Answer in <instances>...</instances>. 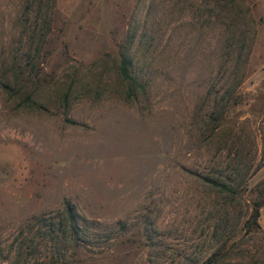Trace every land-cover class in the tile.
<instances>
[{"label": "rangeland", "instance_id": "rangeland-1", "mask_svg": "<svg viewBox=\"0 0 264 264\" xmlns=\"http://www.w3.org/2000/svg\"><path fill=\"white\" fill-rule=\"evenodd\" d=\"M260 199L264 0H0V264L64 204L71 264H264Z\"/></svg>", "mask_w": 264, "mask_h": 264}, {"label": "trees", "instance_id": "trees-1", "mask_svg": "<svg viewBox=\"0 0 264 264\" xmlns=\"http://www.w3.org/2000/svg\"><path fill=\"white\" fill-rule=\"evenodd\" d=\"M131 60L127 56H122L120 59L119 70L124 80H131L132 77L129 74V68ZM212 186L219 189L222 192L234 194V191L224 182L211 181ZM264 204V199L255 201L251 209L249 217L244 222L246 231L251 232L254 229H258V217L259 209ZM62 216L54 223L45 225V216H40V250L46 249L49 246L47 255H45L46 264H71L68 261L70 257L69 251L85 246V231L86 221L78 215L74 206L70 204H64L62 208ZM38 220V221H39ZM39 246L35 249L38 250ZM23 244L17 248L14 252L13 260L9 264H24ZM31 253H26L28 255ZM43 260V259H42ZM210 261H208V264ZM29 264V263H28Z\"/></svg>", "mask_w": 264, "mask_h": 264}]
</instances>
